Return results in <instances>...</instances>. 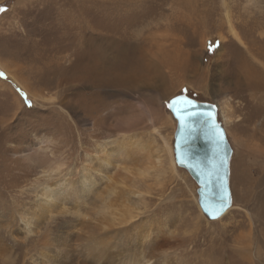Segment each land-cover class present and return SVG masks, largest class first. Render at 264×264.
<instances>
[{
  "label": "rangeland",
  "instance_id": "374dc122",
  "mask_svg": "<svg viewBox=\"0 0 264 264\" xmlns=\"http://www.w3.org/2000/svg\"><path fill=\"white\" fill-rule=\"evenodd\" d=\"M136 3L0 0V264H120L139 255L146 227L165 243L154 250L160 262L174 249L170 264H264V0ZM227 13L245 46L228 33ZM210 43L219 47L207 52ZM179 94L230 99L226 216L208 219L194 179L169 167L164 140L173 150L176 120L165 104ZM125 117L134 120L125 134L160 159L149 158L146 177L113 155L101 160ZM83 167L98 188L57 189L44 203V187L77 181ZM102 175L122 176L120 199L144 204L136 230L110 219L115 194ZM133 183L145 194H128Z\"/></svg>",
  "mask_w": 264,
  "mask_h": 264
},
{
  "label": "bare ground",
  "instance_id": "6f19581e",
  "mask_svg": "<svg viewBox=\"0 0 264 264\" xmlns=\"http://www.w3.org/2000/svg\"><path fill=\"white\" fill-rule=\"evenodd\" d=\"M226 21H227V25H228V33L236 40V42H238L240 45L245 46L244 41L240 37L237 30L234 28V26L230 20L229 13H227V15H226ZM21 85H23V84H21ZM23 88H25V87H23ZM34 96H36V95H34ZM218 104L219 105H217L216 107L218 110V106H219V110L221 111V114L223 115V121H222L221 125H222L224 132L226 133V131H225L226 129L224 127H226L227 124L231 123V116L228 114L230 112V99H229V97L228 96L221 97ZM150 120H152V119H150ZM176 123H177V121H176ZM133 124H134V120L131 117H125V118L118 120L117 125L121 130V133H120L121 140L120 141L116 140L114 142L112 141L113 144L111 146H108V147L100 146L102 149V154H103L101 160L104 163H110V160L108 157L113 155V158H116L115 162L117 163V166L120 170H125V171H127L128 174L137 172L138 175L146 177L149 175V170H151L153 168L152 161H150L149 158L154 153H152V146L150 143L147 144V142H144L140 139H137L134 136H131L130 134H125L126 131H128L129 127H132ZM154 131L157 132V128H154ZM174 134H175V132H174ZM226 137H227V134H226ZM228 142H229V140H228ZM164 144H165V152L168 154V157H169V167L172 171H174L175 162H176L175 154H173L174 146H173V150H172V147L169 145L167 140H164ZM231 148H232V146H231ZM137 151H139V152H137ZM232 151H233V148H232ZM153 156H155L156 162H160V159H158V160L156 159L157 155H153ZM134 157L137 158L138 161L140 162L138 164V166H136V167H133L131 165V159ZM132 168H135V170L133 171ZM90 172H91L90 168L83 167L80 179H78L77 181H72V180L65 178L62 182L56 181V182H53L52 184H50L49 186L44 187L43 188L44 190L41 192V196L44 197L43 198L44 203L46 205H52L53 204L55 199L59 196L57 189H59L58 191H60L62 189L72 188V189H74L73 195L79 194V192H82V191L85 192L88 189H90L88 191V193L90 191H94L96 188L99 187L98 184H93V185L87 186L85 183V180L90 179V177H91L88 175ZM101 177L103 179H105L106 183H109V185H110V181L113 183V192L115 194V196H114L115 206H113L112 209L110 210V212H108L110 215V219L112 220V222L116 226L124 225L125 229L127 231L136 230V227L141 226V224H142L141 222L143 221V219H145L146 212L142 210L144 204L139 202V201L132 200L131 197H128V195H127V197L125 195H123V199H120V197L122 196V189H124L123 186L124 187L127 186V182L126 183L124 182V178L122 176L119 179H117L116 177H114L112 175H104V176L102 175ZM90 181H91V179L88 180V183ZM131 181H134V180L131 178ZM127 191H128V194H130V195H132V194L133 195H135V194L144 195L145 194L144 191H141L138 188H135L134 183H133V185L128 186ZM228 212L229 211H227L225 214L223 213L224 215L223 214L222 215L226 216V214ZM134 218H135V220H134ZM23 222L26 226L29 223V220L23 219ZM152 232H153V235H151ZM194 238H195V236H194ZM240 238H243V237H240ZM90 244H91V242H90ZM170 245L171 244H169V246ZM161 246L164 247L165 243L163 240L161 241V239H159L158 230L153 231V228L146 227L144 229V233L141 235L140 248H142V250L139 253V255L127 258L123 262L121 261L120 264H170V260L174 259V257L177 258V256H176L177 254H176L174 249L173 250L168 249L171 251L165 252L166 254L164 255V259H162V261L160 262L156 259L155 254H154V250L160 249ZM240 249H243L242 251H245V252L248 251V248L247 247L244 248L242 245L240 246ZM43 256L46 257L47 254L44 253ZM208 258H209L208 261H210L214 264H223L219 259L212 261L210 259V256ZM43 261H46V260L44 259ZM172 263L173 262L171 261V264Z\"/></svg>",
  "mask_w": 264,
  "mask_h": 264
},
{
  "label": "snow or ice",
  "instance_id": "6c2138e0",
  "mask_svg": "<svg viewBox=\"0 0 264 264\" xmlns=\"http://www.w3.org/2000/svg\"><path fill=\"white\" fill-rule=\"evenodd\" d=\"M135 6L137 8L144 7V0H137ZM3 10L4 9L0 8V11ZM218 47V44L214 45L210 43L207 47V52H214ZM0 75L3 74L0 73ZM186 91L187 90L184 89L182 93ZM165 106L170 110L173 118L177 121L181 134L177 137V143L175 145V155L179 164H184L187 159L186 152L181 151L180 141L186 144L197 131H200L207 137H211L218 150L220 146L225 144L226 133L217 121V113L215 111L216 105L213 104L202 107L200 103L194 99L179 94L166 101ZM224 151H226V149H224ZM226 163L227 160L223 156L214 161V174L216 180L221 181V183L217 185L215 181L209 180L204 183L200 191L202 209L204 213L212 219H216L218 215H222L233 203L230 184L225 188L223 183L225 176L228 174L226 171H223ZM188 167H193V165L188 164ZM214 212L217 215H213Z\"/></svg>",
  "mask_w": 264,
  "mask_h": 264
},
{
  "label": "water",
  "instance_id": "95a60500",
  "mask_svg": "<svg viewBox=\"0 0 264 264\" xmlns=\"http://www.w3.org/2000/svg\"><path fill=\"white\" fill-rule=\"evenodd\" d=\"M183 95H186V94H183ZM188 97L199 102L202 107H206L207 105H213V104L216 105L214 102L200 101L191 96H188ZM215 111L217 113V117H216L217 121L221 125L222 120L219 119V116H218L219 112L217 110V107ZM176 126L177 127H176L175 134H174V154L176 151L175 145L177 143V137L181 135L179 132L178 124ZM180 143H181V151L186 152L187 159L185 160L184 164H179L177 162L176 155H175L176 163L180 167H183L184 169H186L187 172L190 174V176L194 179V181L198 185V188H197L198 203H199L200 208L202 209L201 202H200L201 201L200 191H201V188H203L204 183L208 182L209 180L215 181L217 185L221 183V181L216 180V176L214 174V168H213L214 161L218 160L221 156L225 157L227 160L225 169L223 170L228 173L225 176L224 181H223L224 187L227 188L229 186L230 184V162H231L233 151H232L230 143L228 142L227 137L225 140V144L220 146V149L218 150L214 140L211 137L205 136L200 131H197L195 134H193V137L190 140H188L186 144H184L182 141H180ZM224 149H226V151H224ZM188 164H192L193 167H188ZM213 215H217V214L214 212ZM206 216L208 219H212L208 215ZM220 216L221 215H218L217 218Z\"/></svg>",
  "mask_w": 264,
  "mask_h": 264
}]
</instances>
